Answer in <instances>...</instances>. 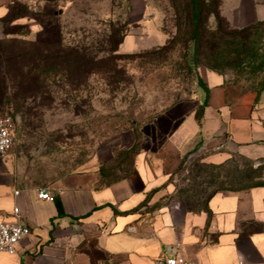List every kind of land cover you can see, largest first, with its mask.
<instances>
[{
    "label": "crops",
    "instance_id": "crops-1",
    "mask_svg": "<svg viewBox=\"0 0 264 264\" xmlns=\"http://www.w3.org/2000/svg\"><path fill=\"white\" fill-rule=\"evenodd\" d=\"M48 1L0 0V22L19 13L37 19ZM125 1L119 53L163 47L148 0ZM218 13L230 27L248 28L264 23V0H219ZM195 76L191 98L108 137L49 184L31 182L9 155L0 157V225L31 230L15 253H0V264H164L172 246L195 264H264V184L215 191L197 211L175 202L184 170L264 159V109L255 97L235 94L226 75L205 66ZM41 191L52 200L39 199Z\"/></svg>",
    "mask_w": 264,
    "mask_h": 264
},
{
    "label": "rangeland",
    "instance_id": "rangeland-1",
    "mask_svg": "<svg viewBox=\"0 0 264 264\" xmlns=\"http://www.w3.org/2000/svg\"><path fill=\"white\" fill-rule=\"evenodd\" d=\"M200 1L194 39L190 0H148L167 40L132 56L118 51L128 31L125 0H49L37 19L19 13L0 22V61L9 71L0 115L9 107L21 119L8 155L28 180L53 182L108 137L191 98L198 65L217 66L235 94H252L264 109V23L232 28L213 15L219 0ZM258 184L264 160L228 170L195 165L178 176L175 202L197 211L215 191Z\"/></svg>",
    "mask_w": 264,
    "mask_h": 264
},
{
    "label": "built area",
    "instance_id": "built-area-1",
    "mask_svg": "<svg viewBox=\"0 0 264 264\" xmlns=\"http://www.w3.org/2000/svg\"><path fill=\"white\" fill-rule=\"evenodd\" d=\"M21 119L14 114L11 108L7 107L0 115V157L8 155L14 148L19 138ZM17 194V193H16ZM39 199L49 201L52 196L49 191H41ZM15 213L18 210L15 209ZM31 235L30 228L25 224L0 225V253L13 254L16 247ZM164 264H195L184 259L177 246L166 249ZM242 261V257H239Z\"/></svg>",
    "mask_w": 264,
    "mask_h": 264
},
{
    "label": "trees",
    "instance_id": "trees-1",
    "mask_svg": "<svg viewBox=\"0 0 264 264\" xmlns=\"http://www.w3.org/2000/svg\"><path fill=\"white\" fill-rule=\"evenodd\" d=\"M190 2L192 4V24H193L194 31H195L194 34H193V38L196 39L197 33L199 32L198 29L200 27L201 15L203 13V9H202V4H201L200 0H190ZM213 15H215V16L219 15L218 8H217V13L215 11L213 13ZM219 30H221V28H219L217 30V33L219 32ZM160 48H162V47H160ZM160 48H156V50H159ZM151 50H153V49H151ZM123 56H132V55H123ZM4 66H5V68H4ZM4 66H3V62L0 61V101H2L7 96V93H8V90H9V85H8V72L9 71H8V67L6 66L5 62H4ZM198 66H205V67H207L208 69H210L212 71H215V72H218V73H220L222 75H225L217 66H214V65H208V66H206V65H198ZM239 161H244V159H239ZM259 161H262V160H259ZM235 163L236 162H234L233 164H235ZM214 169L224 170L223 168H214ZM258 185H261V184H258ZM258 185H251V186H258Z\"/></svg>",
    "mask_w": 264,
    "mask_h": 264
}]
</instances>
